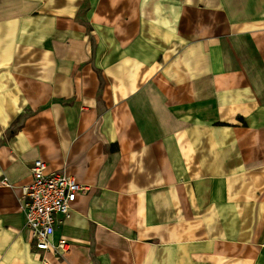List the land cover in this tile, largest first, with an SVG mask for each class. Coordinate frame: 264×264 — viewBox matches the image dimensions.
I'll list each match as a JSON object with an SVG mask.
<instances>
[{
	"label": "crops",
	"instance_id": "1",
	"mask_svg": "<svg viewBox=\"0 0 264 264\" xmlns=\"http://www.w3.org/2000/svg\"><path fill=\"white\" fill-rule=\"evenodd\" d=\"M35 160L86 188L60 256ZM3 178L0 264H264V0H0Z\"/></svg>",
	"mask_w": 264,
	"mask_h": 264
},
{
	"label": "built area",
	"instance_id": "2",
	"mask_svg": "<svg viewBox=\"0 0 264 264\" xmlns=\"http://www.w3.org/2000/svg\"><path fill=\"white\" fill-rule=\"evenodd\" d=\"M30 171L31 182L21 187L18 199L30 243L34 251L60 256L67 251L69 243L64 238L54 240L55 226L68 215L77 196L86 188L69 174L48 171L41 160H35ZM0 182L10 186L5 178Z\"/></svg>",
	"mask_w": 264,
	"mask_h": 264
}]
</instances>
